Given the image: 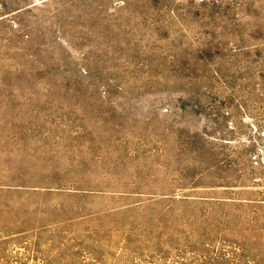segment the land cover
Returning <instances> with one entry per match:
<instances>
[{"label": "rangeland", "instance_id": "374dc122", "mask_svg": "<svg viewBox=\"0 0 264 264\" xmlns=\"http://www.w3.org/2000/svg\"><path fill=\"white\" fill-rule=\"evenodd\" d=\"M0 264H264V0H0Z\"/></svg>", "mask_w": 264, "mask_h": 264}]
</instances>
